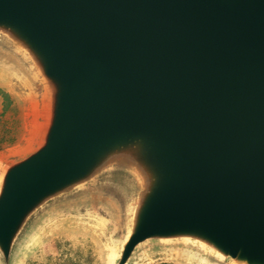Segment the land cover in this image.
Instances as JSON below:
<instances>
[{"label": "water", "instance_id": "water-1", "mask_svg": "<svg viewBox=\"0 0 264 264\" xmlns=\"http://www.w3.org/2000/svg\"><path fill=\"white\" fill-rule=\"evenodd\" d=\"M0 41L46 92L38 146L0 177L4 264L102 185L128 203L117 264L149 242L264 264V0H0Z\"/></svg>", "mask_w": 264, "mask_h": 264}, {"label": "rangeland", "instance_id": "rangeland-1", "mask_svg": "<svg viewBox=\"0 0 264 264\" xmlns=\"http://www.w3.org/2000/svg\"><path fill=\"white\" fill-rule=\"evenodd\" d=\"M45 126L42 82L18 52L0 41V177L7 163L36 149ZM127 234L124 193L113 186L90 188L41 213L11 264H117ZM128 264L231 263L192 243L149 242Z\"/></svg>", "mask_w": 264, "mask_h": 264}]
</instances>
